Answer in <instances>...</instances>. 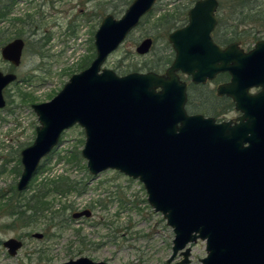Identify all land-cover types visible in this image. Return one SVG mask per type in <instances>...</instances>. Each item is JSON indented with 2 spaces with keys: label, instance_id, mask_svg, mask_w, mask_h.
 <instances>
[{
  "label": "water",
  "instance_id": "1",
  "mask_svg": "<svg viewBox=\"0 0 264 264\" xmlns=\"http://www.w3.org/2000/svg\"><path fill=\"white\" fill-rule=\"evenodd\" d=\"M156 0H133L120 18L106 15L94 35L96 55L81 72L72 74L51 100L32 104L39 124L31 145L21 151L22 190L41 158L74 123L84 128L81 155L92 174L113 168L137 178L150 206L162 213L174 231L172 251L197 238L205 240L202 264H264V40L245 51L238 42L216 44L210 35L217 25L218 0H196L187 23L168 33L174 59L164 73L128 72L102 68L106 56L152 9ZM152 38L137 46L146 53ZM21 37L7 41L0 55L18 66ZM101 69V70H100ZM212 79L228 71L230 80L216 93L233 99L241 113L218 122L185 110L186 81ZM17 75L0 70L3 89ZM261 86L254 94L251 87ZM90 210L73 213L89 216ZM42 237L40 233L35 236ZM22 242L9 238L3 246L14 256ZM177 263L188 264L190 247ZM176 263V264H177ZM59 264H108L85 256Z\"/></svg>",
  "mask_w": 264,
  "mask_h": 264
},
{
  "label": "rangeland",
  "instance_id": "2",
  "mask_svg": "<svg viewBox=\"0 0 264 264\" xmlns=\"http://www.w3.org/2000/svg\"><path fill=\"white\" fill-rule=\"evenodd\" d=\"M9 1L8 13H1ZM132 1L0 0V49L17 37L25 43L18 66L0 55V70L17 75L3 89L5 104L0 108V264H59L80 256L108 264H176L182 259L177 252L166 262L173 253L174 232L149 205L142 182L113 168L89 172L80 153L84 131L77 124L61 132L53 150L41 159L43 165L16 190L20 152L32 143L39 124L31 105L52 99L73 73L90 65L102 20L108 14L120 18ZM218 1L213 34L220 44L235 37L251 49L257 39H264V0ZM192 5L193 0H156L101 68L119 74L164 72L173 55L167 35L186 22L184 11ZM146 37L152 38L150 49L138 53L136 46ZM217 83L190 84L187 111L216 120L235 117L239 112L232 105L213 97ZM57 182L62 185L54 190ZM83 209L91 214L73 217ZM9 238L22 242L14 256L2 245ZM188 245V264H202L205 241L188 242L179 251Z\"/></svg>",
  "mask_w": 264,
  "mask_h": 264
},
{
  "label": "flooded vegetation",
  "instance_id": "3",
  "mask_svg": "<svg viewBox=\"0 0 264 264\" xmlns=\"http://www.w3.org/2000/svg\"><path fill=\"white\" fill-rule=\"evenodd\" d=\"M196 0H193V5L195 4L194 2H195ZM219 2V1H218ZM192 5V6H193ZM219 5H220V2H219ZM192 6H190L189 8H191ZM188 8V9H189ZM218 8H219V6H218ZM217 8V9H218ZM188 9H187V11L185 12L184 11V13H185V15L188 17V14H187V12H188ZM216 9V10H217ZM183 12V11H182ZM215 13H216V11H215ZM216 17H217V13H216ZM184 24V23H183ZM183 24H182V26H183ZM217 25L215 26V28L211 31V33H210V35H212V38H213V40H214V42L216 43V44H218V45H220V46H226L227 44H229V43H232V41H236V42H238V44H239V46L242 48V49H244L245 51L246 50H249V49H246L244 46H243V44H242V41H241V39H236V38H233L232 40H228V41H226V42H224V43H219L216 39H215V37H214V31H215V29H216V27L218 26V17H217V23H216ZM180 27V26H179ZM259 40H264V39H257L256 41H259ZM255 41V42H256ZM183 77H185L184 75H183ZM186 79H187V77H185ZM231 77H230V75H229V73H228V71H222V73H219V74H217V75H215L212 79H207L205 82H202V83H200V84H197L198 86L200 85H206V84H209V83H212V81L213 82H217L218 81V83L215 85V88H214V90H211V91H214V93L216 94V86L218 85V84H221V83H223V82H226V81H228L229 79H230ZM189 85H190V83L189 84H187V88L189 87ZM260 89V87H251L250 89H249V91L251 92V93H255V91H257V90H259Z\"/></svg>",
  "mask_w": 264,
  "mask_h": 264
},
{
  "label": "trees",
  "instance_id": "4",
  "mask_svg": "<svg viewBox=\"0 0 264 264\" xmlns=\"http://www.w3.org/2000/svg\"><path fill=\"white\" fill-rule=\"evenodd\" d=\"M11 1H9L8 3H5V5L2 7V9H5V10H2L1 11V13H4V14H6V13H8V9H9V6L11 5ZM180 13V12H179ZM185 15V14H184ZM185 20H186V15H185ZM167 23V22H166ZM170 25L169 26H171L172 25V23H169ZM235 38V37H234ZM233 39V38H232ZM229 40H231V39H229ZM170 60H172V58H169V60H168V62L170 61ZM162 63V62H161ZM160 63H158V65L157 66H160L159 65ZM156 66V65H155ZM191 85H193V87H199L198 85H195V84H193V83H191ZM215 95L213 94V97H214ZM215 98L217 99V102L218 103H222V102H225V103H229L230 105L232 104V102L230 101V99L229 98H227V97H225V96H223V97H216L215 96ZM43 165V163L42 164H40V166L39 167H41ZM17 170H18V172L20 173V171H19V165L17 166ZM60 182H57L55 185H53V189L54 190H58V186H61L62 185V183L61 184H59ZM16 192V191H15ZM36 198V197H35ZM34 198V199H35ZM29 201H32V200H29ZM39 202H41V197H39L38 199H37V203H39ZM30 203V202H29ZM28 203V205H26V207L27 206H30V204ZM43 204H45V202H42ZM40 206V204H38V207ZM37 209V208H36ZM37 211V210H36Z\"/></svg>",
  "mask_w": 264,
  "mask_h": 264
}]
</instances>
